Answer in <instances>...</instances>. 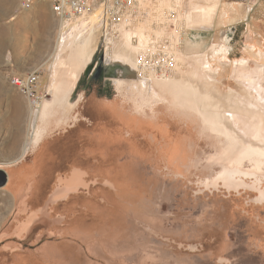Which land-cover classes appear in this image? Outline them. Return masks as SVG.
<instances>
[{"label":"rangeland","instance_id":"1","mask_svg":"<svg viewBox=\"0 0 264 264\" xmlns=\"http://www.w3.org/2000/svg\"><path fill=\"white\" fill-rule=\"evenodd\" d=\"M158 1L146 0L135 10L152 9L165 18L158 22L157 31H151L157 34L154 50L148 52L125 37L132 52L144 51L135 63L142 71L128 73L118 68L116 78L123 83L114 84L110 96L87 95L80 88L82 97L75 108L78 120L67 127L65 135L72 140L71 147L50 141L60 132L51 122L39 155L47 171L28 185L39 184L37 197L43 204L64 174L73 172L71 179L80 178L73 184L78 190L72 191L77 194L71 198L70 209L63 203L55 207L59 213L71 214L72 229L82 226V232H88L86 239L72 238L77 255L73 264H264V151L258 148L264 147V136L248 135V126L256 132L258 128L253 127L242 102L250 100L248 105L257 108L262 119L264 108L255 100L257 95L235 78V69L242 63L251 73L264 66V0H210L218 5L211 28L202 24L205 16L195 14L197 4H207L206 0H196V4L184 0L173 10L172 6L164 8L171 1L163 3L164 7ZM0 4V169L6 171L31 162L38 151L32 148L23 154L33 132V118L30 104L10 77L40 69L42 86L48 92L53 57L68 33L91 15L74 18L75 25L63 31L57 20L58 28L47 30L35 20L36 15L46 19L47 10L24 11L20 0ZM103 21L98 18L82 32L75 31L78 50L92 40L101 52L117 49L114 27L119 37L128 28H106ZM180 48L182 56L198 66L196 73L170 63L168 51ZM204 56L211 68L201 62ZM144 71L162 79L165 93L154 89ZM180 76L197 86L182 90V100L190 108L173 99L174 89L169 85L167 91L166 78ZM229 95L238 101L229 100ZM123 116L137 119L140 126ZM216 116L221 121L225 116L228 126L245 141L234 139ZM209 126L216 127V132ZM62 129L61 137L66 132ZM247 142L256 147L248 148ZM235 145L240 153L248 154L242 169L252 168L257 160L263 169L256 175L240 174L227 180L224 167L230 166L228 154L236 155ZM3 178L0 170V182ZM56 229L62 232L64 226Z\"/></svg>","mask_w":264,"mask_h":264},{"label":"flooded vegetation","instance_id":"2","mask_svg":"<svg viewBox=\"0 0 264 264\" xmlns=\"http://www.w3.org/2000/svg\"><path fill=\"white\" fill-rule=\"evenodd\" d=\"M88 19L89 20H87L85 23L80 25L78 28L74 29L72 32H69L68 36L64 38L63 43L61 44L60 48L57 50V53L53 57L54 60L52 62L53 80H52V84H50L51 88H49V91L47 92L42 108L32 117L33 118V121H32L33 132L30 135L31 144L29 147V151L32 148L34 149L38 148V151H36L35 153L36 156L33 158L32 161L34 162L38 160L37 165L40 171L39 174H37V176L36 174L34 175L35 178H38L42 173H44V171H47L45 170L46 166L41 164L39 155H41L44 152L42 141L44 140V137L47 134V132L48 131L50 132V128L48 126L51 122H53V124L56 126L57 131H60V132L58 134H55L53 136V139H51L50 141L54 143L55 142L63 143V146L65 148H66V145L68 148L71 147L72 140L70 138H65V135L69 131L67 127L71 126L74 122L78 120V116H77V112L75 108L82 97L80 95L79 89L80 88L85 89L87 95L97 93V95H99L100 97L103 95L110 96L112 86L115 84L116 87H118L117 84H119L120 86L123 83V79L122 80L118 79L117 81L116 77H110L111 79H107V78L101 79L99 77L87 79L86 75L83 76L84 78L81 77V75L85 72L88 66L91 63H95V62L98 63L100 60H102L105 57L106 63L116 65V66H121L123 67L122 69H124V71L128 73L132 72L133 69L140 70V68L135 63L136 61H139V57L142 58L141 55L144 53V51L140 55H137L136 53L132 52L125 36H121V37L117 36L115 32L116 27H114L113 29L114 36L116 37V39L118 38V41L115 42V47L117 48L116 50L110 53L109 47H108L105 52H103V50L101 52L100 50L96 49V47L94 46L93 40L83 45L82 48L78 50L77 49L78 46H76L74 42V37L76 33L82 32V29L86 28L89 22L97 21L98 16L97 15L89 16ZM75 31L77 32L75 33ZM123 46L124 48L128 47V49H120ZM99 47L102 48V46H99ZM73 62H75L73 70L76 71V73L71 74V75L69 74L62 75V73H64L66 68L70 67ZM144 72L147 73V71H144ZM146 76L150 80H152L151 82H153V86H155L154 89H156L157 91L164 92L163 90L164 84L161 83V80H162L161 78H157L155 75H150L149 72L147 73ZM112 79L113 80L115 79V81H112ZM166 79L168 81V84L166 85L167 91H168V85L174 89V91L171 92L173 95V99L177 101V103L180 106L189 107L182 100L183 98L182 90L197 89V86H195L193 83H191L190 80H187L183 76H180L179 79L177 78L172 79L170 77H167ZM77 82H78L77 89L73 92H70L72 89H74ZM148 87H151V86L149 85ZM178 89H181V91H179ZM123 117L126 121L134 122L136 126H140L139 125L140 121L137 122V119H135L134 121L133 118L129 116H123ZM143 123L146 124L147 122H143ZM63 124H65L66 126H64ZM63 126L66 128L65 129L66 132L61 137L62 135L61 131L63 130L62 128H64ZM209 128L210 130L216 132V127L209 126ZM102 141L103 140L101 139L100 143H102ZM237 146L238 145H235V148L237 150L236 155L228 154V157L226 156L230 162V166L224 167L223 176H225L227 180H231L235 176H240V174L245 175V176L256 175V173H259L263 169L261 165L262 162L260 160L255 161L252 168H249L247 170L242 169V167L245 166L244 165L245 158L248 154L246 151H243V150H241L242 152L240 153V151H238L239 149H237ZM228 151H229V148L227 149V152ZM68 153L70 154L69 149H68ZM31 162H22L20 166L25 167ZM71 175H73V172L69 173L68 175L64 174V177L57 179L54 188L48 194L43 204L39 202V199L37 197L39 194V189H40L39 184L37 182H35L34 184V190H36L37 194L33 202H34L35 208L40 210V215L42 216V218L40 219V225L45 226L41 229V232L43 231L45 236L46 234H48L47 225L51 220L49 216L50 208L52 210H55L53 211V214L55 215L56 213H58L55 209L57 205H61L63 203L66 208L70 209L71 198L74 194H77V193L72 192L74 189L78 190L77 188L73 187L74 186L73 184H78L80 178L78 176H74L75 178L71 179ZM81 192L82 191L80 190L79 193L82 195ZM65 215H66L65 213H59L57 214V218L62 219V217ZM66 216H67V220L72 219V216L70 213L67 214Z\"/></svg>","mask_w":264,"mask_h":264},{"label":"crops","instance_id":"3","mask_svg":"<svg viewBox=\"0 0 264 264\" xmlns=\"http://www.w3.org/2000/svg\"><path fill=\"white\" fill-rule=\"evenodd\" d=\"M47 8L49 11H46V19L36 15L35 20L41 27L55 30L58 28L57 18L49 4ZM29 146L25 148L23 154L27 152ZM0 163L2 164L1 161ZM37 163L38 160L25 167L18 165L13 168L14 170L0 169L4 174L3 181L0 182V264H73V257L77 255L75 248L72 247V238L80 240L88 238V232L83 233L82 226L78 227L79 230L72 229V219L67 220L66 215L58 219L59 212L55 215L53 214L55 210L51 208L49 210L51 220L47 225L48 234L45 236L44 232H41L45 226L40 225L42 216L33 202L37 192L34 185H28L29 180L40 172ZM58 226H64L62 232L56 229ZM57 243L67 245L61 248L56 245ZM83 253L87 258L86 250Z\"/></svg>","mask_w":264,"mask_h":264},{"label":"bare ground","instance_id":"4","mask_svg":"<svg viewBox=\"0 0 264 264\" xmlns=\"http://www.w3.org/2000/svg\"><path fill=\"white\" fill-rule=\"evenodd\" d=\"M144 1H146V0H140V3L141 2L144 3ZM169 1H171V2H169L171 4H167L168 3V0H167V2L165 0L158 1L157 4L159 6V5H162L163 3H166L168 6L167 7L166 6L164 7L162 5V7H164L166 9V8H170L172 6V10H173L174 8H177L178 6H181L184 0H169ZM206 1H207L206 2L207 4H197L198 5L197 6L198 8L196 7L197 8V11L195 12V14L196 15H199V16H205V18H207V21H204L203 18H202V21L201 22H202V24H205V22L208 23L209 24L208 27L211 28L212 27V23L214 21L213 16H214V14L217 11L218 5L216 3L215 4H212V1H210V0H206ZM0 2H2V0H0ZM196 2H197L196 0L193 1L194 4H196ZM44 3L45 2L39 3L33 9L27 10V11H32L33 10L34 12H37V13H40L41 11H43V9L49 11L48 8L43 5ZM162 7H161L160 10H162ZM151 10H150V12H145L143 10H139V11H136L135 13H133V14L131 13L130 18L128 19V22H126L125 24L122 25V26H125V27L128 28L127 33L124 32L125 34H123V36H125L129 41H131L133 43V45L140 46V47H143V48L148 49L147 50L148 52H151V51L154 50L153 49V47H154L153 40L156 38L155 35H157V34H155V32H151V31L156 30L157 27L159 26L161 20H164L165 19L164 17H161L156 11L154 12V11H151ZM168 11H169V9H168ZM165 14H166V12H165ZM180 18H182V16H179L178 17V21L181 22L182 20H180ZM158 22H159V24H158ZM62 25H64V26H63V28H61V30H65L67 28V26L69 27V26L75 25V23H72V21H69V23H66V24H64V22H63ZM132 29L136 30L137 32L136 31L133 32ZM179 36H180L179 39L181 41V37H182L181 33H179ZM170 46H171V44H170ZM167 48H168V45H167ZM172 51L169 50L168 51V55H166V56H169V58H171L170 63L173 65V67H175L176 69L178 68L181 71H194L193 73H196L198 71L197 70L198 68H196L197 65L195 66L194 63H192L191 61L189 62L190 58L187 57L189 59V60H187L185 58V56H182L183 55L182 48H180L178 50L177 49H174V52L171 53ZM159 58H161V57H159ZM201 62H203L205 65L206 64H209V61H208L207 57H205V56H204V58H201ZM74 64H75V62H73L70 67L66 68V70L64 71V73H62V75L75 74L76 71L73 70L74 69ZM245 64L246 63H242V64H240V65H238L236 67V69H235V78L241 84L245 85L251 92L253 91L257 95V97H256L255 100H257L259 102L258 104L262 108H264V75L259 74V72H262V74H264V66L261 65L262 67L260 66V67L254 68L253 69V72L251 73L250 71H247L246 70ZM209 67L211 68V65L210 64H209ZM199 75H202L203 76L204 74L202 72V73H199ZM227 98L229 100L232 99V100L238 101V99H233V97H231L230 95ZM43 102H44V100H43ZM43 102L36 109L30 107V111H31V116L32 117L42 108ZM242 103L245 104V109L251 114V118L253 119V125H254L253 127H255V129L258 128V131L256 132V131H253L252 130L253 129L251 127L252 125L248 126V129H246L248 135H250V136L251 135L252 136L263 135L264 136V131L261 130V129H264V115H263V119H262L261 114H257L256 113V109L257 108L251 109L250 105H248L250 103V100L244 99ZM253 105L256 106V104H253ZM247 107H249L250 109H248ZM225 116H226V114H225ZM225 116H224V119L222 121L217 116L215 117V119L218 120L219 122H221L224 126H226V129L229 130V132L231 133V135L233 136V138L236 139L238 142L239 141H245L237 133V131H235L234 129H232V128H230L228 126L229 124H227V121L225 120ZM245 120H247V117H245ZM259 128H261V129H259ZM29 142L30 141H28L25 144L26 145V148H28ZM245 144L250 149H252V147L255 146L254 144H252L250 142H247ZM247 147H242V148L243 149H246ZM258 148L260 149V151H264V147L259 146Z\"/></svg>","mask_w":264,"mask_h":264},{"label":"built area","instance_id":"5","mask_svg":"<svg viewBox=\"0 0 264 264\" xmlns=\"http://www.w3.org/2000/svg\"><path fill=\"white\" fill-rule=\"evenodd\" d=\"M46 2L59 21V28L74 18L94 16L104 19L107 26H118L128 22L131 13L138 8L140 0H20V8L24 11L33 9L37 4ZM63 31V30H60ZM10 81L26 98L30 107L38 108L47 95L42 86L40 69L26 74H13Z\"/></svg>","mask_w":264,"mask_h":264},{"label":"water","instance_id":"6","mask_svg":"<svg viewBox=\"0 0 264 264\" xmlns=\"http://www.w3.org/2000/svg\"><path fill=\"white\" fill-rule=\"evenodd\" d=\"M118 68L122 69L123 67L112 65V64L106 63L104 60H100L98 63L96 62L91 63L88 66V68L85 70V72L81 75V77L86 75L87 79L97 78V77L101 79H104V78L111 79L110 77H116V72ZM112 81H115V79L114 80L112 79ZM77 87H78V82L76 86L74 87V89H72L70 92L75 91Z\"/></svg>","mask_w":264,"mask_h":264}]
</instances>
